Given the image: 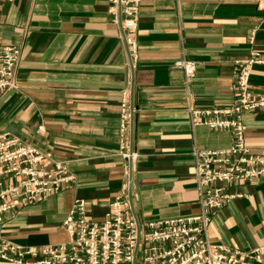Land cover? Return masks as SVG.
Returning a JSON list of instances; mask_svg holds the SVG:
<instances>
[{
	"label": "crops",
	"instance_id": "crops-1",
	"mask_svg": "<svg viewBox=\"0 0 264 264\" xmlns=\"http://www.w3.org/2000/svg\"><path fill=\"white\" fill-rule=\"evenodd\" d=\"M109 0H0V43L20 47L16 87L0 93V132L28 141L73 174L45 198L3 213L0 236L23 244L67 238L61 221L74 197L102 218L127 178V213L137 221L197 211L191 148L230 144L232 133L191 123L198 107L231 101L233 61L251 48L264 57V8L252 0H140L133 66L110 20ZM250 32L252 41L248 40ZM180 58L192 59L184 81ZM248 85L264 91V62ZM121 90L132 105L128 176L118 148ZM245 143L264 151V110L242 113ZM248 193L210 215L211 242L248 249L264 241V178L230 186ZM0 264H15L0 259Z\"/></svg>",
	"mask_w": 264,
	"mask_h": 264
},
{
	"label": "built area",
	"instance_id": "built-area-1",
	"mask_svg": "<svg viewBox=\"0 0 264 264\" xmlns=\"http://www.w3.org/2000/svg\"><path fill=\"white\" fill-rule=\"evenodd\" d=\"M140 0H109L110 20L133 66L137 55L135 39ZM264 8V0H252ZM250 32L248 40L252 41ZM20 47L0 43V92L16 87L14 72ZM264 62L257 49L234 59V91L227 104L198 107L187 105L191 123L226 128L232 133L229 145L205 148L193 145L191 156L197 191V211L172 217L137 221L127 213L128 180L107 203L101 219L88 216L87 200L74 197L61 224L67 238L58 242L23 244L0 236V259L15 264H264V241L248 249L211 242L207 225L211 213L229 199L248 196L230 186L264 178V151L253 152L244 141L242 113L264 110V91L248 85L251 64ZM184 81L194 73L192 59L180 58ZM132 105L121 90L118 108V148L123 175L128 176L136 153L130 142ZM73 178L63 160L54 159L17 135L0 132V223L3 213L43 199ZM138 259V262H136Z\"/></svg>",
	"mask_w": 264,
	"mask_h": 264
},
{
	"label": "rangeland",
	"instance_id": "rangeland-1",
	"mask_svg": "<svg viewBox=\"0 0 264 264\" xmlns=\"http://www.w3.org/2000/svg\"><path fill=\"white\" fill-rule=\"evenodd\" d=\"M3 92H4V91H3ZM0 93H2V92H0ZM7 132H8V131H7ZM9 133H10V132H9ZM11 134H12V133H11ZM14 135H15V134H14ZM24 142H28V141H24ZM28 143H30V142H28ZM35 146H36V145H35ZM36 147H37V146H36ZM38 148H39V147H38ZM39 149H40V148H39ZM60 189H61V188H60ZM58 190H59V189H58ZM58 190H57V191H58ZM45 197H46V196H45ZM45 197H44V198H45ZM17 208H19V207H17ZM17 208H16V209H17ZM136 262H138V259H136Z\"/></svg>",
	"mask_w": 264,
	"mask_h": 264
}]
</instances>
